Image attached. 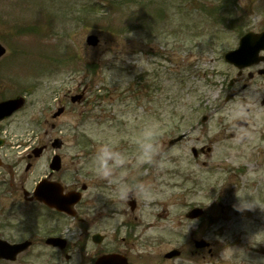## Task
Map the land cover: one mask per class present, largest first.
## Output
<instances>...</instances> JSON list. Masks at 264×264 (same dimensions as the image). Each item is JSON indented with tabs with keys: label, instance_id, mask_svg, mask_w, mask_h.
Masks as SVG:
<instances>
[{
	"label": "rangeland",
	"instance_id": "374dc122",
	"mask_svg": "<svg viewBox=\"0 0 264 264\" xmlns=\"http://www.w3.org/2000/svg\"><path fill=\"white\" fill-rule=\"evenodd\" d=\"M250 30H264V0H0V42L7 48L0 59V99L34 87L27 106L6 122L9 155L18 159L24 153L17 141L33 134V119L45 116L51 122L58 100L66 105L58 128L44 139L49 143L61 137L64 145L46 149L26 176V187L32 189L49 175L54 153L62 156L63 169L51 179L67 188L76 179L88 183L98 143L114 141L134 159L133 138L152 124L161 156L159 165L138 168L150 189L148 198L137 196L138 203L145 222L154 223L141 251L153 253L161 264H219L217 256L227 243L240 248L237 264H248L246 253L250 260L264 259V242L251 245L252 235L264 229V210L234 207L238 188L252 190L264 202V77L242 90L250 69L239 75L224 60L225 52L237 48ZM90 34L99 37L97 46L88 45ZM107 53L112 57L106 58ZM82 89L89 103L74 106L69 95ZM231 90L240 94L225 102ZM204 114L209 118L202 122ZM238 119L249 125L238 126ZM183 133V140L169 146ZM193 148L205 151L195 157ZM20 167L24 171V162ZM111 193L126 204L117 188ZM193 206L205 209V219L186 218ZM15 210L18 218L0 229V236L10 241L30 234L24 205ZM42 213L41 234L61 230L79 243L76 252L89 250L94 232L114 235L115 226L88 229L70 217L47 209ZM202 238L212 252L196 248L194 240ZM258 240H264V231L252 243ZM173 248L183 253L162 261ZM56 252L35 239L17 260L0 264H52Z\"/></svg>",
	"mask_w": 264,
	"mask_h": 264
},
{
	"label": "flooded vegetation",
	"instance_id": "af4514ba",
	"mask_svg": "<svg viewBox=\"0 0 264 264\" xmlns=\"http://www.w3.org/2000/svg\"><path fill=\"white\" fill-rule=\"evenodd\" d=\"M247 69H250L248 71L250 83L259 77H264V73H260V71L264 69V62L253 64L247 67ZM250 83H248V85L247 83L244 84L249 87ZM82 92L83 97L81 102H76L78 104H74V106L89 103L85 95V90ZM61 103V101L58 102V105ZM63 115L58 116L55 122H49L45 116L33 119V134L28 138H18L17 144L24 149V153L19 156L18 159L9 155L12 144L8 129L6 128V122L13 117L11 116L0 120V229L3 226H8L11 221L18 218L19 214L17 210H15V206L22 204L25 207L23 218L26 224V230L30 232L28 237L24 239H29L32 245L35 239H40L47 244L48 237H61L62 234L61 230H53L45 235L41 234L43 233L41 229L45 223V216L42 210L46 209V205L33 198L32 191L37 181L33 188L29 190L26 187V176L36 169L38 161L43 157L46 149H48L47 146L43 151L38 150L39 147L47 145L44 143V139L49 132V130L47 131V127L53 130L56 129ZM201 151L204 152V148H201ZM22 162H24L25 166L24 171H22L20 167ZM148 165L150 164H145L143 168L147 169L149 167ZM62 169L63 166L61 170ZM140 169L134 168L133 171H129V176L127 177L129 183L136 180L141 181L143 176L142 170ZM75 171H78L77 167ZM88 171V183L76 179L71 187L67 188L65 186V192L77 191L81 194L83 192L81 200L74 206L75 215L70 216L63 212H57L53 208H49L50 212L59 216H64L65 218L70 217L76 223L88 229L95 225L115 226V229H113L114 235L108 231L94 232L90 237V247L87 252H76L75 250H77L79 243L69 240L64 248H61L62 246L60 245L52 246L47 244V246L58 251L52 254V258H50L52 264H161V262H159L160 259L153 255V253L141 251L142 240L148 239L144 237L145 233L147 230L153 228L154 223L152 221L145 222L144 211L141 210V205L138 203L137 196H127L126 204L123 199L116 200L111 193L117 188L116 185L99 179L92 173L90 168ZM55 173L50 171L49 176L52 178ZM7 176L8 179L6 178ZM26 191L27 193H25ZM89 191H91L89 198L85 200L84 194ZM13 198L16 199L12 204H9L8 200H12ZM185 215L187 218V212ZM200 219H205V213ZM95 234H100V236L95 237ZM0 238L4 237L0 236ZM97 239H101V241L98 242ZM88 246L89 242L86 241L85 247L88 248ZM174 249L176 248L170 251ZM198 249H208L209 252H212L211 246ZM175 251L179 252L178 256L183 253L181 249H176ZM175 257H168L165 253L162 261L173 260ZM203 257L205 258V255H203Z\"/></svg>",
	"mask_w": 264,
	"mask_h": 264
},
{
	"label": "clouds",
	"instance_id": "9594fccd",
	"mask_svg": "<svg viewBox=\"0 0 264 264\" xmlns=\"http://www.w3.org/2000/svg\"><path fill=\"white\" fill-rule=\"evenodd\" d=\"M108 53L106 58H111L112 55L109 56ZM134 62L136 63V59ZM137 66L140 67L139 64H137ZM158 136L159 133L155 126L147 124L143 130L133 138V143L136 145L134 159L126 152L120 150L114 141L98 143L89 161L90 170L99 179L115 184L117 190L125 197L132 195L148 198L150 195L149 186L139 180L129 183L127 177L129 176L130 168L138 169L142 168L145 164H160V161L156 159L158 156H161V145ZM236 195L238 197V202L234 207H236L237 210L243 212L249 209H255L257 206L264 210V202H261L252 190L242 192L238 188ZM262 231H264V229L252 235V246L264 242V240H258L255 244L252 243L253 239ZM239 250L240 248L226 243L217 256L219 264H237ZM243 259H246L248 264H264V259L250 260L247 257V253Z\"/></svg>",
	"mask_w": 264,
	"mask_h": 264
},
{
	"label": "water",
	"instance_id": "95a60500",
	"mask_svg": "<svg viewBox=\"0 0 264 264\" xmlns=\"http://www.w3.org/2000/svg\"><path fill=\"white\" fill-rule=\"evenodd\" d=\"M88 43L91 45L98 44V37L96 35H91L88 37ZM261 49H264V32L262 33H254L248 32L244 35L240 40L239 48L235 50H231L225 54V59L234 63L240 68H243L255 61H260L257 59V55ZM6 52V48L0 43V57L4 55ZM264 59V58H263ZM236 92H231L227 96V100L234 97ZM23 104V98H15L0 102V118L5 117L7 115L12 114L16 109L21 107ZM207 116L203 117L205 121ZM241 125H245V122H239ZM183 135L179 136L170 141V144L173 145L178 140L182 139ZM61 140H57L54 143L55 147H61ZM195 154L196 151H194ZM51 167L54 169H60L61 167V159L59 155H56ZM36 197L48 204L51 207H55L58 210L66 211L68 213L73 214L72 206L80 200L81 195L75 191H71L67 194L63 193V187L58 182L49 181L47 179L43 180L36 188ZM203 214V209L194 208L189 212V217L195 218L199 217ZM49 243H54V245L61 244L62 246L65 244V240L60 238H52L48 240ZM209 243L205 240L196 241V245L198 247L206 246ZM29 245L28 242L22 244L11 245L5 241L0 240V257L11 258L14 259L21 250ZM174 253L168 254V256H172Z\"/></svg>",
	"mask_w": 264,
	"mask_h": 264
},
{
	"label": "trees",
	"instance_id": "16d2710c",
	"mask_svg": "<svg viewBox=\"0 0 264 264\" xmlns=\"http://www.w3.org/2000/svg\"><path fill=\"white\" fill-rule=\"evenodd\" d=\"M222 21H223V17L220 16V17L218 18V22H222Z\"/></svg>",
	"mask_w": 264,
	"mask_h": 264
}]
</instances>
